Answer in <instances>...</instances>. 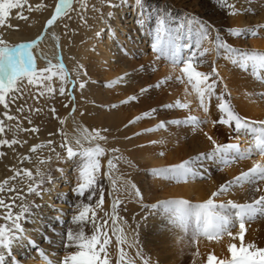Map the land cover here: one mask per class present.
I'll list each match as a JSON object with an SVG mask.
<instances>
[{
	"label": "snow or ice",
	"instance_id": "snow-or-ice-1",
	"mask_svg": "<svg viewBox=\"0 0 264 264\" xmlns=\"http://www.w3.org/2000/svg\"><path fill=\"white\" fill-rule=\"evenodd\" d=\"M239 2L215 0L224 18L254 14L250 8L238 6ZM125 3L127 0H95V3L91 0H0V163L9 156L14 161L3 165L6 174L0 179V264H26L18 259L16 252L24 247L37 250L43 264H168L164 259L166 241L169 235L176 237L177 233H183L179 240L190 238L192 246L201 238L219 240L225 235L233 240L239 238V246L233 243L228 247L230 259L217 260L210 254L207 264H264V248L244 243L246 224L264 216V119H250L234 106L232 92L218 65L223 59L242 69L250 66L264 87V79L259 76L264 71V50L233 46V41L242 36L264 38V23L225 28L190 12L177 20L167 3L149 11L144 0H134L139 13L135 23L138 31H143L149 39L151 59L147 64L129 66L126 58L130 57V51L126 43H121L119 55L114 54L116 59L112 63L120 68L122 75L104 83L103 88L112 90L127 85L131 93L118 102L91 101L94 107L109 113H115L122 106L143 105L138 115L127 118L122 127L116 128L123 135L112 136L113 141L122 139L131 145L122 150L115 144L108 146L112 128L85 125L82 119H76L77 115L81 118L90 115L86 109H78L76 93L80 94L81 101L87 99L85 93L91 92L99 82L98 78H91L97 64L93 57L78 58L72 54L68 57L73 62L69 68L63 62L62 48L71 50L76 46L75 37L81 29L92 31L89 20H98L104 26L92 37L82 38L80 45L89 39L100 42L105 32L115 40L117 34L109 21L114 10ZM104 8L109 10L105 13ZM89 12L94 15L90 17ZM45 13L41 30L34 37L20 42L8 39L11 31H19V24L14 25L13 19L28 22L32 14ZM74 20L78 22L76 27H73ZM62 38L66 41L64 45ZM46 41L54 48L51 56L41 49ZM97 43L87 49L94 56L100 55ZM209 56H212L210 62ZM81 59H87V65ZM131 59L137 57L131 56ZM161 62L169 72L153 82ZM205 64L207 71L201 70ZM173 83L183 86L185 98L171 102L158 100V93ZM244 95L264 102V91ZM57 96L67 101L62 105L67 110L66 116L62 117L54 105L40 106L41 100L47 102ZM45 108L49 119L57 122V128L47 132L46 140L30 143L40 140L43 122L37 124L34 118L43 117ZM213 109L218 117L209 119ZM176 110L185 113L182 119L169 118V113ZM194 111L202 112L204 118L194 115ZM69 119L71 132L66 129ZM153 121H157L153 126L135 130L141 122ZM208 125L216 133H220L221 126L227 129L225 142L206 131ZM173 126L202 134L209 149L167 166L141 167L139 161L147 158L146 148L159 146L161 150L154 155H166L165 139H148L143 143L144 138L161 130L167 132ZM242 136L245 137L243 145ZM53 162L75 170L70 187L74 198L69 205L70 213L62 206L50 205L53 226L64 224L70 215L69 226L59 233L63 255L55 261L36 243L40 234L51 244L55 234L43 236L42 226L32 230L24 226V221L32 217L33 208L39 207L34 198L43 199L53 191L44 187L46 183H54ZM119 165H124V169ZM210 166L221 173L233 167L237 171L230 178L222 175L215 189L208 191L206 198L199 202L184 197L161 199L156 195L167 187L205 183L213 178ZM55 170L62 174L64 167ZM237 191L252 193L251 200L241 203L221 199ZM129 204L137 205L138 209H129ZM125 212L129 216L123 215ZM149 216H159L164 229L155 253L146 252L140 246V226L147 224ZM88 224L90 232L85 231ZM160 224L155 227L159 229ZM237 226L238 232L234 233ZM198 255V250L193 253L194 257Z\"/></svg>",
	"mask_w": 264,
	"mask_h": 264
},
{
	"label": "bare ground",
	"instance_id": "bare-ground-1",
	"mask_svg": "<svg viewBox=\"0 0 264 264\" xmlns=\"http://www.w3.org/2000/svg\"><path fill=\"white\" fill-rule=\"evenodd\" d=\"M144 3L145 7L149 11L153 8L162 7L165 5V3H167L168 6L171 8L173 16L177 20L185 12H190L199 15L202 19L208 21L209 23L223 25L225 28L229 26L243 27L256 23H264V0H240L238 6L250 8L254 14L245 13L243 16L228 18H224V13L218 8L215 3V0H144ZM105 9L107 10V8ZM46 15L47 13L40 17L39 14H32L28 22L22 21L19 24L22 29V32L11 31L8 35V39L11 42H20L21 39L34 37L38 33V31L41 30V25L43 24ZM138 15L139 13L137 8L135 7L134 0H127V3L120 5L114 10V16L111 18L109 23L111 24L112 28L115 30L117 35L114 40L113 37L107 32L102 34L100 42L97 43V52L100 53L99 56H94V54L87 51V49L90 48V41H92V39H89L87 43L83 45H80L79 43L82 38L92 37L96 30L104 26L99 21L93 20L92 31H86L84 29H81V34L75 37L76 46L72 47L71 50H69V48L67 47L62 48V55L64 58L63 62L66 64L67 67L71 68L73 62L68 59L70 55L74 54L78 58L93 57L96 60L97 64L96 68L93 70V73L95 74L94 77L98 79L101 78V80L108 82L112 79H115L118 75H122V71L120 70V68L116 67L112 62L116 59V55H119V45L121 43H126L130 51V57L126 58V63L129 66H139V64L141 63L147 64L151 59L149 39L143 34V31H138V26L135 23L136 19L138 18ZM76 23L73 22V27L77 26ZM57 31L58 33L60 32L59 29ZM61 43L62 45H64L66 41L62 38ZM233 46L246 49L264 50V38H251L242 36L239 38V40L233 41ZM41 49L48 53L49 56H51L54 51V48L51 46L50 41H46L44 44H42ZM131 56H135L137 57V59L133 60L131 59ZM138 57H142L143 59L138 61ZM86 60L87 59H81L82 62H87ZM211 60L212 56H209L208 61L210 62ZM105 61H108V63L105 64ZM40 63L42 64L43 62L41 61ZM218 65L221 70V74L224 76L225 81L228 83L229 89L232 92L234 106L237 107L243 115L247 116L250 119H264V102L257 100L255 97L249 99L244 95V93H258L264 91V87L261 86L257 77L253 75L251 67L249 66L247 69H242L224 61L223 59H220L218 61ZM201 70L207 71L208 65L205 64L204 66H202ZM168 72L169 68L163 62H161L159 65L158 72L152 77L153 82L158 78H163L165 75L168 74ZM259 76L261 79H264V71H261L259 73ZM90 93L92 94L90 95L89 92L85 93V96L87 95V99L84 101H81L80 94L78 92L76 93L78 109L83 108L86 109L88 113H90V115H85L83 118L77 115L76 119H82V122L85 125H103L112 128V132L109 134V138L113 135L119 136L120 134H122L121 132L116 133V128L122 127V123L126 122L127 118L136 114H125L126 112H121L120 114L117 113L118 117H112L111 119L110 117H103L100 109L94 107L91 101H95L96 103H101L103 101H113L112 97L116 96L118 93H131V88L127 85H120L112 90H107V94L105 93V98L107 97L106 100L101 99V94L97 90H95V88H93ZM177 98H185L182 85L180 87H176L174 84V86L167 88L165 91L160 92L157 95V99L163 100L164 102H171ZM188 99L192 100L193 98L188 97ZM54 102L59 114L62 117L66 116L67 110L62 107L63 103H60L59 99H55ZM142 108L143 105H141L139 111H141ZM193 108H195V103H193ZM193 114L204 118V114L202 112L194 111ZM184 115L185 113L183 111L179 112V110H176L175 113H169V118H183ZM216 116V110L213 109L209 119L216 118ZM34 122L37 124L43 122L44 127L42 130V134L40 135V140H32L30 141V143L41 142L43 140H46L47 138H49L47 136V132L55 131L57 128V122L53 121V123H50V119H48L46 116L36 117L34 118ZM156 122L157 121H153L152 123L147 124L149 125V127H151ZM113 127L115 130L113 129ZM66 129L69 132L72 131L71 119L67 121ZM205 130L209 131L210 134H213L218 140L219 138H221V140H219L220 142H225L226 137H224V135L222 136L221 133H216L215 130L211 127V125L206 126ZM188 133L189 132H187L186 130L178 131L177 129H174L172 127L167 132L161 130L160 132L153 133L149 137L144 138L142 142L147 143L148 139H165L167 141L166 148L164 149L166 155L165 157H163L164 162H162V165L167 166L170 163H177L181 159L187 158L189 155H193L198 151H207L209 149L210 145L202 134L188 135ZM56 139L58 140L59 137L57 136ZM244 139L245 137L242 136V145L244 144ZM119 144L123 146H119L122 149H124L125 147L131 148V145L125 142H120L118 143V145ZM26 150L27 146L24 151ZM160 150L161 148L159 146L155 148H146L144 150V155L147 158L140 160L139 163L143 161L146 162V160H151V162L153 161V163H151L152 166H160V164H157V162L154 161L157 157L154 155V153ZM175 154L177 156H175ZM45 155H47V153ZM145 162L144 164H146ZM12 163H14V161L12 160L11 156L5 158V160L0 163V179L3 178L4 174H6V169H4L3 165H11ZM54 164L56 163L53 162L51 166H53ZM142 165L143 164H141V166ZM57 166L64 167V172L62 174L56 172L55 176H53L54 183L52 185L47 184L46 188H52L53 191L50 195L46 194L43 199H36L37 202L35 204L39 207L33 208L32 217H30L24 222V226L29 230H32L38 226H42L40 231L43 236L55 234V238L52 240L51 244L42 239L40 234H38L36 237V243L38 245V248L44 250L48 254V258L54 261L63 255L59 233L62 230H66L69 226L70 215L65 218L64 224L56 223L53 226L52 216L54 215V213L52 212L50 205H53L54 203V206L56 207L62 206L65 210L70 213L69 205L70 201L73 198L72 194L68 195L67 192L69 190L70 182L73 181V167H67L62 164H57ZM148 167H150V165ZM236 171L237 167L225 169L223 173L217 174L216 176H213L211 174L213 178L206 181L205 183L167 187L158 191L156 195L161 199L168 197H184L191 199L193 202H199L206 198V193L208 191L215 189V187L217 186L216 181L219 180L222 175L230 178L233 174L236 173ZM252 195V193L247 191H237L234 195L222 197L221 199H223L225 202L228 199H233L236 202L242 203L245 201H250ZM128 207L129 209L135 208L131 205H128ZM152 219L153 220H151L149 225V233H147V244L150 249H152V252L155 253L158 246L161 245V240L159 239V236L160 232L164 229L163 225L160 224L159 216H155ZM157 224H160L159 229L155 227V225ZM233 232H238V228L233 229ZM181 236L182 233H177L176 237L169 235L166 241L167 247L165 255L169 254V252L171 251H174V244L175 242H178V239ZM179 243L184 244V239L180 240ZM233 243L239 246V238L233 240L231 237L225 235L219 240H208L207 238L200 240L199 242H197V250L199 251V255L196 256V264H207V258L210 254L215 256L217 260L230 259L231 257L228 252V247L230 244ZM244 243L245 245L249 243H254L257 247L264 248V219L257 218L256 220L246 224ZM16 252L18 253V259L24 260L26 264H43V262L39 258L37 250H34L30 247H24L17 249ZM53 252L57 253V255L53 256ZM164 259L168 261V264H177L176 261H169L167 258H165V256Z\"/></svg>",
	"mask_w": 264,
	"mask_h": 264
},
{
	"label": "rangeland",
	"instance_id": "rangeland-1",
	"mask_svg": "<svg viewBox=\"0 0 264 264\" xmlns=\"http://www.w3.org/2000/svg\"><path fill=\"white\" fill-rule=\"evenodd\" d=\"M91 2L92 3H95V0H91ZM105 10V11H104ZM109 9H103V11L106 13L107 11H108ZM46 14V13H45ZM44 14V15H45ZM88 15L91 17V15L93 16L94 14L93 13H91V12H89L88 13ZM39 16L41 17L42 15H40L39 14ZM98 21V20H97ZM15 22H17V20H12V23L15 25V24H20L22 21H18L17 23H15ZM74 23H76V21L74 20ZM89 23H91V24H93V20H89ZM76 25H77V23H76ZM95 27V26H94ZM22 29H21V27H20V25H19V31L18 32H20ZM14 32V31H13ZM16 32V31H15ZM22 32V31H21ZM81 34V33H80ZM79 34V35H80ZM93 43H97L94 39H92V41H90V46L93 44ZM89 46V47H90ZM143 58L142 57H138V61H140V60H142ZM87 62H82V63H84L85 65H87V63H88V60H86ZM95 76V74L92 72L91 73V78L92 79H97L96 77H94ZM104 83H107V81H104V80H101V78L99 79V82L96 84V85H94L93 86V88H95V90H97L100 94H101V99H103V100H106V98H105V93H106V91L108 90V89H104L103 88V84ZM174 84L175 83H173V84H171V86H174ZM175 86L176 87H180L181 85H178V84H175ZM88 93V92H87ZM89 94L91 95L92 93H90L89 92ZM107 94V93H106ZM126 94H130V93H125V94H123V93H118L116 96H114V97H112V100L113 101H111V102H118L120 99H124V98H126ZM104 95V96H103ZM87 96V95H86ZM170 96V95H169ZM55 99H59V102L60 103H64L65 101H64V98H62V97H55V98H53L52 100H48L47 102H45L44 100H41V102H40V106H44L45 105V103H47V105L48 106H52V105H54V106H56L55 105ZM30 103H31V101H29ZM67 102V101H66ZM65 102V103H66ZM103 102H106V101H103ZM102 103V102H101ZM59 104V103H58ZM140 107H141V105L140 106H138V107H130V106H122L121 107V109H119L118 111H116L115 113H109V112H107V111H105V110H102V109H100V111H101V113H102V115H103V117L104 116H106V117H110V119L112 118V117H118V114L117 113H121V112H126L125 114H133V113H135L136 115H138L139 113H140V111H139V109H140ZM46 110H45V115L44 116H46L48 119H49V117H48V115H47V108H45ZM181 110H179V112H180ZM176 112V111H175ZM174 112V113H175ZM216 113H217V111H216ZM114 114V115H113ZM216 117H218V113H217V116ZM175 118H177V119H182V118H180V117H175ZM50 123H53V120H50ZM141 126V127H140ZM138 127H140V128H138ZM144 127H149V125L147 124V123H145V122H141L139 125H137L136 126V128L138 129H136L137 131H139V130H141L142 128H144ZM172 128V127H171ZM173 128L174 129H177L178 131H181V130H185L183 127H180V129L179 128H177V127H174L173 126ZM113 129H114V127H113ZM222 129H224L222 126H221V131H220V133H221V135L223 136L224 135V137H226V134H227V129H224V130H222ZM115 130V129H114ZM187 132H189L188 133V135H192L193 133L190 131V130H186ZM223 132V133H222ZM117 133V132H116ZM130 134V133H129ZM121 135H123V133L122 134H120L119 136H121ZM221 137V136H220ZM111 138V139H110ZM109 138V141H111V142H109V147L110 146H112L113 144H115V145H117V146H120L121 144H119L118 145V143H120V142H125V143H127L126 141H123V140H121V139H119V140H115V141H113L112 140V137H110ZM219 140H221V138H219ZM121 147H123L122 145H121ZM130 148V147H129ZM122 149V148H121ZM174 149V148H173ZM122 150H124V149H122ZM173 153H174V151H173ZM46 154V153H45ZM126 156H128L127 154V152H125L124 153ZM175 156H177L176 154H175ZM129 158L131 159L132 157L131 156H129ZM155 162H157V164H160V166L159 165H157V166H152L151 165V163H153V161L151 162V160H146V162L145 161H143V162H141L140 163V165L141 164H143L141 167H144V166H146L147 165V167L150 165V167H162V166H166V165H162V162H164V159H163V157H156L155 158V160H154ZM144 162L146 163V164H144ZM57 164L58 163H56V164H54L53 166H51V168H52V176H55V174H56V168L58 167L57 166ZM119 167L123 170L124 169V165H119ZM213 167V168H212ZM73 170H72V180H73V178H74V176H75V170H74V168H72ZM209 172L213 175V176H216L217 174H220L221 172H219V171H217V169H216V167H214V166H211V167H209ZM214 169V170H213ZM72 182L73 181H71L70 182V184H69V190L67 191L68 192V195H71V192H70V187L72 186ZM46 186H47V183L44 185V187L46 188ZM37 198H34V203H36L37 202V200H36ZM73 199L74 198H72V200L70 201V205L73 203ZM154 202V201H153ZM129 205H131V206H133V207H135V208H137L138 209V206L137 205H135V204H129ZM123 215H125V216H129L128 215V213L127 212H125V213H123ZM153 217H155V216H149V218H148V222H147V224H141V226H140V237H139V239H140V246L141 247H143V248H145V251L147 252V251H149V250H151L152 251V249H150V247L148 246V239H147V233H149V229H150V222H151V220H153L152 218ZM258 218H261V219H264V216H262V217H258ZM25 222V221H24ZM237 228H238V226H237ZM237 228H235V229H237ZM90 230H91V225L90 224H88L87 226H86V228H85V231L86 232H90ZM182 236H183V233H182ZM204 238H201L200 240H203ZM199 240V241H200ZM179 239H178V242H175V244H174V251H171V252H169V254H167V255H164L165 256V258H167L169 261L171 260V261H176L177 262V264H193V260L195 259V262H196V257H194L193 256V253L194 252H196L197 251V243H196V245L195 246H192L191 244H190V238H185L184 239V244H181V243H179ZM198 241V242H199ZM154 258H155V256H154Z\"/></svg>",
	"mask_w": 264,
	"mask_h": 264
}]
</instances>
